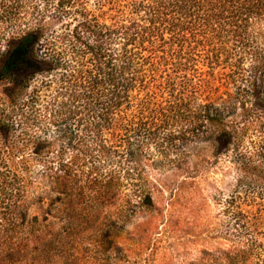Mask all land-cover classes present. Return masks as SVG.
Instances as JSON below:
<instances>
[{
    "label": "trees",
    "instance_id": "16d2710c",
    "mask_svg": "<svg viewBox=\"0 0 264 264\" xmlns=\"http://www.w3.org/2000/svg\"><path fill=\"white\" fill-rule=\"evenodd\" d=\"M50 1L56 19L70 18L63 31L44 38L39 26L23 35L1 77L24 72L28 78L61 66L58 95L67 98L59 111L66 112L54 117L71 120L63 134L98 153L83 166L79 154L67 158L75 146H63L41 174L46 197L0 183V264H73L88 251L87 237L94 260H121L116 241L130 215L157 211L151 189L139 184L137 200H125L116 214L98 213L122 196L124 174L141 175L138 150L145 147L169 154L174 146L208 142L216 154H227L243 149L249 137L246 165L264 182V0H94V8L90 0ZM217 75L243 80L236 96L213 90ZM104 153L125 158L124 166L94 167ZM175 155L184 160L183 151ZM254 158L259 169L252 168ZM258 198L246 212L231 198L246 237L231 246L225 264H264V192Z\"/></svg>",
    "mask_w": 264,
    "mask_h": 264
},
{
    "label": "rangeland",
    "instance_id": "374dc122",
    "mask_svg": "<svg viewBox=\"0 0 264 264\" xmlns=\"http://www.w3.org/2000/svg\"><path fill=\"white\" fill-rule=\"evenodd\" d=\"M94 2L90 0L91 8ZM52 3L0 0V183L4 182L5 189L23 186L21 190L25 188L45 197L49 190L39 186L41 174L63 146H75L66 152L67 158L73 152L79 154L77 163L83 166L87 158L98 153L94 147L80 148L71 134H63L64 130L70 132L71 120L65 122L54 117L56 113L64 117L66 112L65 108V112L59 111L62 104L59 102L67 98L65 94L58 95L64 72L61 66L28 78L24 72L14 78L1 77L9 50L23 35L39 26L46 29L44 38L63 31V24L70 18L56 19ZM37 47L40 56L47 54L43 42ZM219 77L211 80L213 90L236 96L243 80L236 83ZM246 140L243 149L227 154H216L208 142L174 146L169 154L147 147L138 150L143 167L141 175L123 172L122 196H116L110 203L100 202L98 217L109 216V212L116 214L120 207L128 206L125 200H137L135 190L139 184L151 189L157 211H135L130 215L127 226L116 239L115 252L122 258L114 259L111 264H225L231 246L246 237L236 227L229 207L231 198L237 196L239 208L246 212L253 209L254 199L261 201L258 197L264 192V182L252 176L246 165L244 156L253 149L249 137ZM175 150L184 152L182 162L176 159ZM124 160L114 153L106 154L96 158L98 165L94 167L101 166L104 172L118 170L124 166ZM254 163L252 168L259 169L257 158ZM87 165L91 167L92 163ZM1 192L4 189L0 188ZM92 241L93 238L87 237L82 246L88 251L72 259L73 264H104L96 259L94 262Z\"/></svg>",
    "mask_w": 264,
    "mask_h": 264
}]
</instances>
